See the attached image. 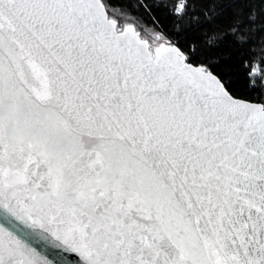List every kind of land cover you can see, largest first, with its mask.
Wrapping results in <instances>:
<instances>
[{
  "label": "snow or ice",
  "instance_id": "1",
  "mask_svg": "<svg viewBox=\"0 0 264 264\" xmlns=\"http://www.w3.org/2000/svg\"><path fill=\"white\" fill-rule=\"evenodd\" d=\"M0 264H264V0H0Z\"/></svg>",
  "mask_w": 264,
  "mask_h": 264
},
{
  "label": "trees",
  "instance_id": "2",
  "mask_svg": "<svg viewBox=\"0 0 264 264\" xmlns=\"http://www.w3.org/2000/svg\"><path fill=\"white\" fill-rule=\"evenodd\" d=\"M139 0H131V3L136 4L138 3ZM131 15H139V12L136 11H131L130 12ZM154 15L156 16V18L159 20L160 24L162 26H164L167 29H170L172 26V17L168 16L166 14V11L161 10V11H157L154 13ZM143 24H145V26L147 27H151V23L148 20H142L141 21ZM244 58H247V53H245ZM230 64H232L234 66V70L236 72L237 78H238V82L240 84H243L245 75H246V69L242 67L241 64V56L238 53H233V59L231 61H229ZM256 82H257V86L260 84L259 78H256ZM251 95H255V92H251Z\"/></svg>",
  "mask_w": 264,
  "mask_h": 264
}]
</instances>
